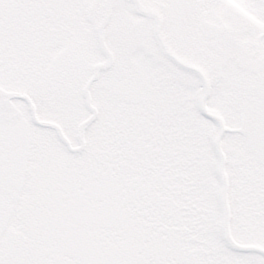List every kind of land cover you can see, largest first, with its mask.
Here are the masks:
<instances>
[{"label":"snow or ice","instance_id":"1","mask_svg":"<svg viewBox=\"0 0 264 264\" xmlns=\"http://www.w3.org/2000/svg\"><path fill=\"white\" fill-rule=\"evenodd\" d=\"M0 264H264V0H0Z\"/></svg>","mask_w":264,"mask_h":264}]
</instances>
